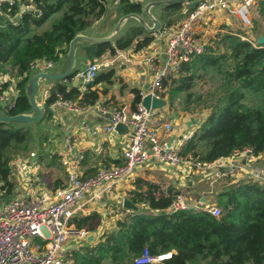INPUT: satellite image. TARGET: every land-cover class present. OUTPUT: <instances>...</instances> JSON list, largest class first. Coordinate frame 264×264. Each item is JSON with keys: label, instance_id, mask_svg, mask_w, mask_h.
Here are the masks:
<instances>
[{"label": "trees", "instance_id": "obj_1", "mask_svg": "<svg viewBox=\"0 0 264 264\" xmlns=\"http://www.w3.org/2000/svg\"><path fill=\"white\" fill-rule=\"evenodd\" d=\"M112 1L19 0L11 7L0 4V75L18 80L17 97L8 115L30 110L24 85L31 66L36 62L57 63L67 53L70 41L102 18L108 2ZM118 1L122 14L141 12L139 3ZM22 5L32 9L22 13ZM182 9V3L163 7L162 23H175L173 16ZM190 9L186 8L187 12ZM35 11L39 14H34ZM16 18L14 24L12 20ZM223 38L225 53L216 56L208 47L204 54L182 66L179 77L165 80L160 93V97L167 93L172 104L179 93L190 96L187 92L195 85L193 74L197 70L207 71L212 67L224 74L228 88L223 105L210 113L182 148L183 158L203 164L229 158L247 148L256 155L264 153V103H259L260 99L264 100V43L254 45L229 34ZM152 40V35L136 26L117 38L114 46L99 43L85 48L84 52L93 61L105 52L115 55L132 46L138 51ZM112 75L110 70L100 76L109 81ZM94 81H99V77ZM79 93L77 87L55 84L45 102L50 106L56 94L64 100L87 105H93L98 98L96 93L88 91L78 100ZM249 97H257V103H251ZM138 101L135 94V103ZM28 130L0 124V182L4 187L9 185L11 155L15 149L24 148L22 143L30 138ZM139 189L133 202H143L158 214L124 216L117 223V231L106 234L95 247L75 255L78 264H134L132 260L145 248L151 254L173 252L171 259L162 264H264V185L249 181L225 188L217 195L221 210L218 217L196 209L165 213L180 191L170 188L164 193L151 182H143ZM97 219L93 213L71 223L76 230L92 231Z\"/></svg>", "mask_w": 264, "mask_h": 264}, {"label": "crops", "instance_id": "obj_2", "mask_svg": "<svg viewBox=\"0 0 264 264\" xmlns=\"http://www.w3.org/2000/svg\"><path fill=\"white\" fill-rule=\"evenodd\" d=\"M131 1L144 6L148 2L160 0ZM182 5L185 6V3H182ZM109 7L106 14L99 20L94 21L90 27L82 32V34L92 37H104L111 33L121 15L118 13L119 5H114L112 2ZM160 9H163V7L153 8L151 11L155 17L160 18L162 21L161 15L159 14ZM111 12L114 14H111ZM248 16H250V9ZM144 19L149 23L151 22L147 17H144ZM136 26H138V24L135 21H127L121 27L116 39L123 36L130 28ZM239 26L240 24L237 20L227 15L224 11H216L207 33V39H209L210 45V36L215 30L220 32L218 35H234L231 33V30H241ZM149 35L154 37L152 42L138 51L132 46L126 50L117 51L115 55L105 52L100 58H96L93 61L85 56L84 49L89 46L79 45L75 51L74 63L72 66L73 71L71 70L74 72L73 74L58 82L44 80L39 82L36 100L41 107L46 104L43 93H45V91H51L55 84H62L66 87H77L80 92L78 100L81 99L83 93L88 91L96 93L98 98L93 105L85 104L87 105V109L83 113L74 114L62 107L51 108L52 112L49 113L44 111L42 119L35 124L34 127H24L25 129L37 132L34 138L35 150L21 154H19V152L12 153L9 164V185L4 187V183L0 182V201H9L14 198L51 196L57 189H62L69 185V176L72 173H76L81 177H88L94 175L102 168L119 166L123 163V149L128 141L129 128L122 132H117L115 130V132L107 133L104 130L107 124V116L101 115L100 110L110 109L115 106L122 109L127 114L131 113L135 110L136 106L135 94L138 95L139 91H143V89H149L151 79L147 72L145 59L148 56V51L157 42L154 41V33ZM262 39V42H264V37H262ZM114 41L111 43L112 46H114ZM66 54L61 55L57 63H53L54 65L51 69H48V73H61L66 69L68 62ZM121 55L126 60L122 59V57H120ZM93 62L100 65L97 74L99 81L90 83L85 91H83L78 84H65V80L74 76L77 72ZM36 69L44 71L40 68ZM110 70L113 71L110 80H103L100 75ZM6 76L13 79V81L8 84V87L10 84L11 87L7 93L8 97L11 94L13 96V101H15L18 93L16 90V82L18 80L14 76L7 74ZM166 89L167 88H165L163 92H165ZM159 99L161 102H165L166 106L162 109H156L157 115L153 125L157 130L159 140L163 144L174 145L187 133H194L203 122L196 121V118L195 121H191L194 117L189 116L187 113L175 112L173 108H170L167 96L159 97ZM167 123L172 125L171 132L165 131L164 129V125ZM42 133L43 136L40 137ZM32 136L33 134L29 137L31 138ZM30 153H34L36 156L30 158ZM69 153L71 155L82 153L83 159L78 167H73L72 164L67 166L62 164L63 157ZM260 156H264V153L260 154L258 158ZM257 163L259 165L264 164V162L259 161ZM195 171H189V174ZM203 172L204 171H202V176L199 177V180H202V187H204V189H201L196 186L197 180L194 183V180L192 182L187 181L186 168H172L155 162H148L136 168L129 179H125L119 183L113 194L102 197L101 199H94L92 198L93 193L91 191L88 192L82 200V210L76 214L73 219H79L80 217L89 216L94 213L98 217L96 222L97 225H95L92 231H85L84 229L79 230L86 233L83 238L72 235L66 244L67 248L74 249V254L76 255L82 250L101 243L104 236L108 234L106 230H112L113 222L119 216L124 217L128 214H158L157 211L151 210L148 205L143 202H133L132 198L134 193L140 192L139 187L143 182H151L159 185L164 193L170 188L180 192L182 190L188 191L192 189L191 192L193 196L197 195L198 198L193 201L199 200V202L204 203L202 205H209L210 200L212 199L211 202H214L215 196L217 197L225 188L235 186L239 183H245L246 181H257L255 179L253 180L252 177L245 173L236 174L231 177L221 176L212 183L222 182L225 183V185L219 189L215 188L216 195L213 196L214 184L212 185L209 183H211L210 180H212L214 172ZM143 190H145V187H143ZM180 194L183 195L182 193ZM186 198L189 203L192 202L191 198ZM212 205L215 204L212 203ZM70 224L71 227L76 230L74 225L72 223Z\"/></svg>", "mask_w": 264, "mask_h": 264}, {"label": "built area", "instance_id": "obj_3", "mask_svg": "<svg viewBox=\"0 0 264 264\" xmlns=\"http://www.w3.org/2000/svg\"><path fill=\"white\" fill-rule=\"evenodd\" d=\"M256 1L196 0L190 11L186 10L178 22L163 25L154 33V41L157 42L148 51L145 59L151 82L148 90L139 91L137 95L139 101L135 110L128 114L115 106L100 110L101 115L107 116V124L104 127L107 133L115 132L119 124L129 128L128 141L123 149V163L119 166L102 168L88 177L72 173L69 176V185L57 189L51 196L14 198L0 204V264H78L74 249L67 248L66 244L72 235L83 238L86 234L84 231L73 229L70 224L75 215L82 210V200L85 195L91 191L92 198L101 199L113 194L119 183L129 179L136 168L148 162L172 168L190 165L197 170L210 168L217 162L215 165L217 170L214 173L218 178L247 173L253 180H257L255 182L259 181V184L264 185L263 173L258 170L251 172L252 170L249 169L253 160L260 154L256 155L247 148L234 153L229 158L216 160L210 164L185 159L182 157V148L193 133H187L174 145L163 144L153 125L157 110L147 109L142 103L147 95L159 98L165 80L178 77L184 64L190 63L206 52L210 46L207 33L216 11H224L236 19L242 28L247 29L250 26L248 12ZM112 2L114 5H119L118 0ZM2 3H7L11 7L18 4L19 0H0V4ZM20 7L22 13L32 9L31 6L26 5ZM34 14L39 13L35 11ZM12 21L15 24L17 18ZM120 57L126 60L122 55ZM53 65L52 62H36L31 66V70L36 68L47 70ZM99 69L98 63H90L65 80V84H78L85 91L96 79ZM12 81L13 79L8 76L0 75V103L7 104L4 108L6 113L15 102L8 97V86L6 87ZM50 95L51 91L43 93L45 101ZM49 107H62L74 114L83 113L87 109V105L64 100L59 94H56V100ZM164 129L171 132L172 125L167 123ZM35 156L34 153L29 154L30 158ZM82 159V153L78 155L69 153L63 157L62 164L78 167ZM224 160H228L229 164H222ZM225 173L228 175H224ZM189 209L206 210L214 217H218L221 213L220 208L215 205H206V207L192 205L181 194L175 196L174 202L165 213ZM172 254L173 252L151 254L145 248L132 261L134 264H162L171 259Z\"/></svg>", "mask_w": 264, "mask_h": 264}, {"label": "rangeland", "instance_id": "obj_4", "mask_svg": "<svg viewBox=\"0 0 264 264\" xmlns=\"http://www.w3.org/2000/svg\"><path fill=\"white\" fill-rule=\"evenodd\" d=\"M110 4H112V2H108L107 10L110 8L109 7ZM183 7H184V9L180 13H177L173 16V19L175 22L180 20L182 13L187 8L186 3H185V6H183ZM159 11H160L159 14L161 15L162 9H160ZM111 14H114V13L111 12ZM249 20H250V26L247 29H244L241 26H239V28H241V30L233 29V30H231V33H233L236 36H240L243 40L248 39L254 45H259V44L264 43V42H262L263 41L262 37H264V0L256 1L255 4L250 8ZM45 27L46 26H44L43 28H45ZM218 33H220V32L217 30H215L214 32L211 33V36H210L211 45L209 47H211L213 49V53L216 56H221V54L225 53L224 45L226 43V40L223 38L224 34L218 35ZM229 35H231V34H229ZM221 61H223V60H221ZM193 75H194L193 82L195 85L193 88H191L187 92L188 94H190V96L186 97L185 96L186 93H179L178 96L173 99L174 103L171 104L170 100H168V102L173 106V109L175 112L187 113L189 116L194 117L193 118L194 120L196 118V121H204L210 115V113L213 110H215L216 108H219L223 105L224 100H225V91L228 88V84H226L227 81L224 80V74L218 73L217 70L212 68V67H209L207 71L197 70V72H195V74H193ZM7 86L8 85H6V87ZM10 87H11V84L9 85L8 90L10 89ZM166 96L168 98L167 93H166ZM9 98L12 99L13 96L10 94ZM248 100L251 103H257L258 99H257V97H255V98L249 97ZM259 103H264V100L260 99ZM0 114H1V111H0ZM28 131H30V135L33 134V136L31 138H27V140L24 143H22L21 147H24L22 150L17 151L15 149L14 152H19V154H21V153H25L28 151H34L35 150L34 138H35V134H37V132H34L33 130H28ZM41 136H43V133L40 135V137ZM36 138H37V136H36ZM258 161L264 162V156H260L259 158H256L255 160H253L252 165L249 167V169L252 170L251 172L257 171V170L261 171L264 175V164L259 165L257 163ZM222 164L227 165V164H229V161L224 160V161H222ZM215 165H217V162L213 163L210 168H202V169H198V170L193 168L190 165L188 167H185V165H183L182 167L186 168L187 181L192 182L194 180L193 181V183H194L197 180L198 182H196V186L200 187L201 189H204V187H202V183H201L202 180L200 181L199 177L202 176V171H204L203 173H209L211 171L214 172L215 170H217ZM195 170H197V171H195ZM221 170H224V168H221ZM189 171H195V172H191L189 174ZM245 174L247 175V173H245ZM224 175H228V173H225ZM212 177H213L212 180H210L211 183H209V184H212V185L214 184L213 185L214 191H213L212 195L215 196L216 195V193H215L216 189L222 188V186H224L225 183H222V182L212 183L215 179L218 178L215 176V173H214V176H212ZM197 183H198V185H197ZM254 183L259 184V181L254 182ZM186 185H187V183H186ZM191 188H193V187H191ZM191 190H188V191L182 190L179 193H182L185 197L191 198L192 199V202H191L192 205L198 204V205L202 206V204H204V203L199 202V200L193 201L194 199H198V198H197V195L193 196ZM211 200L209 202V205H210V203H211V205H212V203H214L217 206L218 198L215 196L214 202L213 201L211 202ZM209 205L207 204V206H209ZM204 206L206 207V205H204ZM118 218L123 219L124 217L119 216ZM117 219H115L113 222L112 230H108V229L106 230L107 233L117 231V223H118V220H120V219H118V220ZM98 244H96V245H98ZM95 246H93V247H95ZM90 248H92V247H90Z\"/></svg>", "mask_w": 264, "mask_h": 264}, {"label": "water", "instance_id": "obj_5", "mask_svg": "<svg viewBox=\"0 0 264 264\" xmlns=\"http://www.w3.org/2000/svg\"><path fill=\"white\" fill-rule=\"evenodd\" d=\"M196 0H160V1H152L146 3L144 6L141 5V12L139 14L130 13V14H122V8H118V13L121 15L119 20L117 21L116 25L114 26L111 33H109L107 36L104 37H92L88 35H84L81 33H78L69 43L68 51H67V67L66 69L61 73H55L50 74L48 73V69L44 71H40L38 69L31 70L28 76V80L25 83V96L28 100L30 110L21 113L15 116L8 115L4 112V108L7 106V104L0 103V124H6L8 126H11L15 129H21L24 127H34L35 124H37L43 117V112H52V109L47 105L44 104L42 107L37 102V91L39 87V82L41 80L44 81H56L66 79L68 76L73 74L72 72V66L74 63L75 58V51L76 48L79 45H87L91 46L94 44L99 43H112L118 36L121 27L123 24H125L127 21H135L138 26L142 27L147 34H153L157 32L159 29L162 28L163 23L160 20V18H157L153 15L152 9L157 7H166L177 3H186L187 7L191 8L195 4ZM147 17L151 22H147L144 17ZM51 69V68H50ZM72 70V71H71ZM143 106L147 109H162L166 106L165 102H161L159 98L152 97L151 95H147L143 101ZM191 121H195L194 119H191ZM128 129L124 125H117L116 131L122 132L124 130ZM5 202V200H1L0 204Z\"/></svg>", "mask_w": 264, "mask_h": 264}]
</instances>
